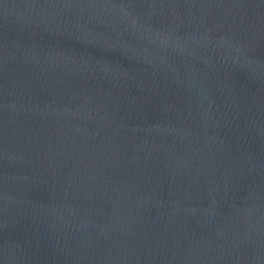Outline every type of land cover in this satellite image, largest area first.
<instances>
[{
  "label": "water",
  "instance_id": "95a60500",
  "mask_svg": "<svg viewBox=\"0 0 264 264\" xmlns=\"http://www.w3.org/2000/svg\"><path fill=\"white\" fill-rule=\"evenodd\" d=\"M0 264H264V0H0Z\"/></svg>",
  "mask_w": 264,
  "mask_h": 264
}]
</instances>
